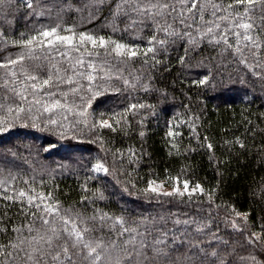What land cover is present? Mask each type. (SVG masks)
<instances>
[{
    "label": "trees",
    "instance_id": "1",
    "mask_svg": "<svg viewBox=\"0 0 264 264\" xmlns=\"http://www.w3.org/2000/svg\"><path fill=\"white\" fill-rule=\"evenodd\" d=\"M27 2L38 5L35 11L40 12L54 0ZM72 2L79 6V0ZM63 21L76 25L79 30L106 37L112 35L117 40L123 37L135 44L146 43L151 35L148 29L139 33L143 40L134 39L136 33H114L108 6L91 19L88 11L68 12L63 15ZM56 22L55 11L51 16L46 11L43 16H32L25 0H18L16 10L0 21V61L15 58L20 53L21 49L14 47L12 41L19 40L22 34L26 36L33 28ZM117 23L120 29L124 28V21ZM186 47L184 43L169 46L166 52L158 54L159 64L149 57L147 64L140 58L120 65L123 77L136 87L125 86L122 79L111 81V87L120 91L102 97L103 103L94 104L96 114L121 112L131 104L145 107L136 109L135 114L128 113L126 120L115 124V131L107 128L92 131L91 120L87 127L77 123L80 118L75 115V105L86 103L79 95L70 94L66 107L52 113H44L42 107L25 103L20 118L13 121L8 131L0 132V179L7 181L0 184V192L5 187L8 195L29 187L37 192H51L53 203L59 202L62 211L80 213L85 218L81 227H92L88 218L98 212L113 218L123 217L129 223L143 217L156 221L164 217L167 223L161 224L176 231L177 237L185 232L183 225L177 230L173 224L177 217L196 219L210 226L207 234L196 233V226H189L188 234L184 235V247L174 256L198 241L208 247L211 232H216L217 227L218 235L229 241L228 247L222 243L216 245L221 255L232 248L245 256L253 252L245 235L233 231L231 224L225 221L235 219L249 233L258 232L264 225V79L253 74L254 69L264 76V59L260 61L261 66L256 67L249 57L250 69L224 52L223 46L214 49L203 43L187 54ZM182 56H186L183 64L179 60ZM24 63L39 71L36 65L46 62L26 59ZM20 68L16 65L14 70ZM209 70L212 78L208 84L192 83ZM6 71L0 68V85ZM12 87L0 86V119L10 106L3 98L13 96ZM15 87L20 91L24 85L17 83ZM24 95L32 100L30 88ZM14 98L19 104L20 97ZM12 115L9 114L8 119L11 120ZM49 117L57 121V126L49 125L44 130L32 127L33 122L42 127L47 125ZM195 117L198 119L193 125L190 118ZM169 124L173 125V132L182 135L169 137ZM64 131H67L66 136L60 134ZM209 143L211 150L207 148ZM98 161L106 162L112 174L94 173L91 169ZM165 176H180L192 185L200 183L206 190L205 195L193 202H188L187 198L181 202L179 198L150 197L140 191L146 187L148 179L163 180ZM130 182L136 187L132 188ZM125 187L130 189L131 195L124 191ZM209 192L213 193L214 202L208 201ZM100 193L103 199L96 198ZM30 211L26 201L22 205L0 199V229H3L0 243H7L17 235L14 228H24L27 235L25 225L30 218H26V213ZM236 213L241 216L237 217ZM245 213L248 214L247 224L243 218ZM55 226H59L58 220ZM118 230L119 226L112 228L111 221L101 224L98 217L95 231L89 233L90 239L103 240L108 248L103 264H124L125 252L122 242L117 240ZM41 232L43 234V228ZM111 240H117L115 247ZM255 254L258 261H264V251ZM232 260L236 264V258ZM77 264L84 262L78 260ZM131 264H139V261L134 258Z\"/></svg>",
    "mask_w": 264,
    "mask_h": 264
},
{
    "label": "snow or ice",
    "instance_id": "2",
    "mask_svg": "<svg viewBox=\"0 0 264 264\" xmlns=\"http://www.w3.org/2000/svg\"><path fill=\"white\" fill-rule=\"evenodd\" d=\"M17 3L18 0H0V21L16 10ZM25 3L32 16H43L45 11L51 16L55 11L57 22L33 28L26 36L22 34L19 40L12 41L14 47L21 49L20 53L15 58L0 61V68L7 69L2 77L3 85L0 86H13L10 89L13 96L3 98L10 106L4 118L0 119V132L8 131L13 126V121L20 118V114L25 111V103L42 107L44 113H52L66 107L70 94L79 95L82 102L86 101L75 105V115L80 118L77 123H83L87 127L91 120L92 131L105 128L115 131V124L126 120L128 113L135 114L136 109L145 107L143 104H131L121 112L96 114L94 104L103 103L102 97L120 91L119 88L111 87V81L122 79L125 86L136 87L130 79L123 77L120 65L140 58L147 64L149 57L159 64L161 61L158 54L166 52L169 46L177 43L188 45L185 48L186 54L203 43L214 49L223 46L224 52L250 69L252 66L248 63L249 57L256 67H260V61L264 59V0H79V6L72 0H54L50 7L40 12L35 11L38 7L35 3L27 0ZM105 6L109 7L114 33H136L134 39L143 40L144 37L139 33L148 29L151 35L147 37L146 43H129L123 37L117 40L112 35L106 37L79 30L76 25L63 21V15L72 11H88L91 19ZM118 21L125 22L123 29L119 28ZM26 59L46 63L36 65V69H39L37 71L25 65ZM179 60L182 64L185 63L186 56L179 57ZM16 65L21 68L14 70ZM253 74L264 79L254 69ZM211 78L209 70L208 74L192 83L204 86ZM17 83L24 85L22 90L16 89ZM144 87L147 90V86ZM29 88L31 101L24 95ZM15 96L20 97L19 104H16ZM68 111L73 109L68 108ZM9 114H14L11 120L8 119ZM195 119L198 117L190 118L193 125ZM49 125L57 126V121L49 117L47 125L42 127L33 122L32 127L44 130ZM172 128L173 125L169 124V137L182 135L180 132H173ZM193 131L195 132L194 126ZM60 134L66 136L67 131ZM204 139L207 140V137ZM207 148L211 150L212 145L207 144ZM91 170L94 173L103 172L105 176L112 174L104 161H98ZM6 183L7 181L0 179V184ZM169 185L171 190H164ZM131 187L135 188V183H131ZM7 191L5 187L0 192V199L22 205L26 201L32 211L26 213V218H30L25 225L27 235L24 234V228H14L13 232L17 235L7 243H0V264H77L78 260L84 264H103L107 246L103 240L89 238V233L96 229L98 217L101 224L111 221L113 229L119 226L117 240L122 242L125 252L124 264H131L134 258L139 264H233V257L236 258V264H246L247 261H251V264H264V261L257 260L255 254L264 251V225L258 232L249 233L235 219H226L225 223H230L233 231L243 233L248 246L253 249L247 256L240 255L235 248L221 255L216 245L222 243L228 247L229 241L218 235V227L216 232H211L208 247L198 241L191 244L187 251L174 256V253H180V249L184 247V235L188 234L189 226L195 225L194 231L201 234L210 232V226L196 219L181 220L177 217L173 221L176 229L181 225L185 229L177 237L176 231L166 229L161 224L167 223L164 217L160 221L143 217L138 222L129 223L123 217L113 218L98 212L88 218L92 227H81L85 224V218L80 213L62 211L59 202L53 203L51 192H37L31 187L22 188L12 195H8ZM124 191L131 195L128 187ZM140 191L150 197L179 198L181 202L187 198L188 202H193L203 197L206 190L200 183L192 185L188 179L182 180L180 176H165L163 180L155 177L148 179L146 187ZM207 196L209 202H214L213 193L209 192ZM96 198L104 197L100 193ZM236 216L241 214L236 213ZM243 218L247 224L248 214H243ZM57 220L59 226H55ZM100 230L103 231V227ZM117 240L110 241L113 247L117 245Z\"/></svg>",
    "mask_w": 264,
    "mask_h": 264
},
{
    "label": "rangeland",
    "instance_id": "3",
    "mask_svg": "<svg viewBox=\"0 0 264 264\" xmlns=\"http://www.w3.org/2000/svg\"><path fill=\"white\" fill-rule=\"evenodd\" d=\"M164 190L170 191L171 188L169 186L168 187L166 186V188Z\"/></svg>",
    "mask_w": 264,
    "mask_h": 264
}]
</instances>
